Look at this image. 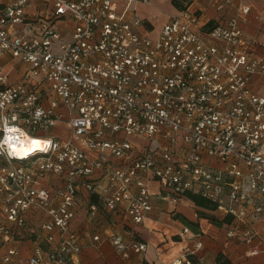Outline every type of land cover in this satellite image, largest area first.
<instances>
[{"label": "built area", "instance_id": "1", "mask_svg": "<svg viewBox=\"0 0 264 264\" xmlns=\"http://www.w3.org/2000/svg\"><path fill=\"white\" fill-rule=\"evenodd\" d=\"M153 1L0 0V264L16 262L27 239L26 264H80L70 222L81 185L97 197L90 217L103 210L127 227L151 210L152 180L161 199L210 201L231 217L228 239L264 251V95L252 82L264 52H250L240 25L250 6L209 0L219 14L203 28L204 0H186L153 32L136 14ZM36 2L44 9L31 11ZM59 19L72 21L68 39ZM13 61L24 65L17 80L4 71ZM28 135L40 147L10 154L7 138ZM183 232L192 248L169 264H205L198 234ZM132 234L108 236L124 261L146 249Z\"/></svg>", "mask_w": 264, "mask_h": 264}, {"label": "crops", "instance_id": "2", "mask_svg": "<svg viewBox=\"0 0 264 264\" xmlns=\"http://www.w3.org/2000/svg\"><path fill=\"white\" fill-rule=\"evenodd\" d=\"M166 2L168 9L162 13L159 19H150L146 15L140 14L138 17L145 19L152 25L153 32L158 31L160 26L167 19L177 14L186 0H179L182 4L181 8H177L172 4V0H154V2ZM243 3L250 6L249 12L244 19L240 20V25L245 35L252 40L250 46L251 53L262 54V44L264 43V0H242ZM144 5V4H141ZM149 5V4H148ZM139 6V5H138ZM203 19L201 23H206L205 28L213 17L219 14L216 12L209 0H204L199 4ZM43 10L44 4L36 2L31 11ZM233 8H226L224 15L234 14ZM68 20L71 24L72 21ZM73 25V24H72ZM70 28H61L64 39H68ZM9 64V63H8ZM7 64V65H8ZM24 65L20 62L13 61L10 63V71L15 69L14 79L20 76ZM13 80V79H11ZM253 87L259 93L264 95V76H252ZM55 130L58 133L65 130L64 124L57 123ZM54 130V131H55ZM133 142L142 144V140L132 137ZM146 145V144H142ZM48 181V179H47ZM151 192L152 208L148 212L143 224H132L123 227L119 223V218H113L109 213L99 210L95 217H90L88 213V203L97 201L95 194H91L83 185L78 190L76 202L74 206V214L70 222V229L76 232L77 242L81 247L78 259L80 264H169L176 257H179L187 249L192 248L193 239L190 233H184L183 228L187 227L192 233L198 234V239L202 243V247L196 250V257H201V262L205 264H217L216 257L219 254L225 256L231 264H264V251H260L256 255H249L248 250L257 245L261 249L262 246L256 242L246 243L238 238H227L225 236L224 216L213 209L203 208L196 205L187 194L176 199H161L160 187L156 180L149 183ZM205 214V215H201ZM208 216L221 222L220 225L213 223ZM181 217L192 221L198 225L197 232L189 228ZM117 220V221H116ZM264 219L257 223L258 228H263ZM133 232L136 237L146 243L145 251L141 253H131L129 259L122 260L113 250L108 236L111 234H119L125 241L133 238ZM98 234L99 239L94 240L93 235ZM16 246L19 250L18 260L12 264H26V258L31 253L34 242L30 239L17 242ZM3 249H0V254ZM199 264V263H197Z\"/></svg>", "mask_w": 264, "mask_h": 264}, {"label": "rangeland", "instance_id": "3", "mask_svg": "<svg viewBox=\"0 0 264 264\" xmlns=\"http://www.w3.org/2000/svg\"><path fill=\"white\" fill-rule=\"evenodd\" d=\"M52 0H49V4H48V7L51 8L52 7ZM167 4L166 2H154L153 4H146V5H139L137 6L136 8V14L137 15H140V14H143V15H146L147 18H150V19H159L162 15V13L165 11V9H168L167 7ZM55 25H57L58 27L60 28H70L72 26V24L68 21V20H63V19H59L55 22ZM6 70H11L10 69V64L6 65L4 67V71ZM15 72L16 70L15 69H12V71H10V79H14L15 76ZM55 133H58L57 130L54 131ZM63 136V135H62ZM38 184H43V185H46L48 186L47 182L44 181V182H39ZM19 251H18V256H19ZM31 255V253L27 256V258Z\"/></svg>", "mask_w": 264, "mask_h": 264}, {"label": "trees", "instance_id": "4", "mask_svg": "<svg viewBox=\"0 0 264 264\" xmlns=\"http://www.w3.org/2000/svg\"><path fill=\"white\" fill-rule=\"evenodd\" d=\"M172 4L177 7V8H181L182 4L179 0H172ZM212 23V22H211ZM211 25V24H210ZM187 196L198 206H201L203 208H207V209H213L215 208V205L213 203H211L210 201L198 196V195H194V194H190L187 193ZM95 202V201H93ZM201 215H205V214H201ZM208 218L215 223L216 225H220L221 222L214 219L212 216H208ZM231 217L230 216H225L223 221H230ZM181 220L189 227L191 228L193 231L197 232V227L198 225L192 221H189L187 219H185L184 217H181ZM216 262L217 264H231V262L222 254L217 255L216 257Z\"/></svg>", "mask_w": 264, "mask_h": 264}, {"label": "bare ground", "instance_id": "5", "mask_svg": "<svg viewBox=\"0 0 264 264\" xmlns=\"http://www.w3.org/2000/svg\"><path fill=\"white\" fill-rule=\"evenodd\" d=\"M39 138L35 136H29L25 138L20 144L16 145V149L23 148L25 151L20 156L25 157L32 154L33 150L40 147Z\"/></svg>", "mask_w": 264, "mask_h": 264}, {"label": "clouds", "instance_id": "6", "mask_svg": "<svg viewBox=\"0 0 264 264\" xmlns=\"http://www.w3.org/2000/svg\"><path fill=\"white\" fill-rule=\"evenodd\" d=\"M14 139H15L14 137L9 136V137L7 138V140L5 141L6 143L9 144V146H10L11 149H15V151H11L10 154H13V153H14L15 155L23 154L25 150H24L23 148L16 149V145H15V143H12V141H13Z\"/></svg>", "mask_w": 264, "mask_h": 264}]
</instances>
